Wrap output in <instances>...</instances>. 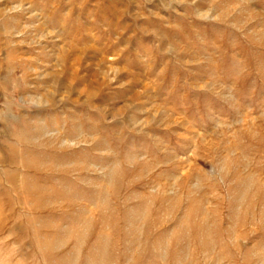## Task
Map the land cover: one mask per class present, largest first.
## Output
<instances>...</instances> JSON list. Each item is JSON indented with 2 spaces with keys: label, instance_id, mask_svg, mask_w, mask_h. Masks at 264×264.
Returning <instances> with one entry per match:
<instances>
[{
  "label": "rangeland",
  "instance_id": "374dc122",
  "mask_svg": "<svg viewBox=\"0 0 264 264\" xmlns=\"http://www.w3.org/2000/svg\"><path fill=\"white\" fill-rule=\"evenodd\" d=\"M0 264H264V0H0Z\"/></svg>",
  "mask_w": 264,
  "mask_h": 264
}]
</instances>
